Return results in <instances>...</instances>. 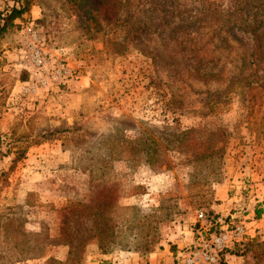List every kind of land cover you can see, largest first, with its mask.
I'll return each instance as SVG.
<instances>
[{
  "label": "rangeland",
  "instance_id": "374dc122",
  "mask_svg": "<svg viewBox=\"0 0 264 264\" xmlns=\"http://www.w3.org/2000/svg\"><path fill=\"white\" fill-rule=\"evenodd\" d=\"M28 1V12L0 36V135L11 134L9 145H0V175L9 173L16 152L28 145L19 163L32 162L38 168L16 167L0 194V264H25L27 257L53 254L62 228L72 236L77 228H92L82 209L97 205V197L111 218L106 224H116L120 242L104 253L97 241L89 240L81 259L67 264H150V253L176 252L172 240L185 238V228H192L195 239L175 262L183 264L207 228L198 212L217 202L218 185L233 180L243 183L241 194L250 186L258 193L260 201L251 202L244 213H253L249 221L256 223L247 227L235 209L226 216L217 214L219 221L225 226L234 217L261 246L254 256L230 244L221 264H264V37L263 51L253 57L250 69L254 47L246 30L225 37L228 26L238 21L233 0H113L112 8L127 22L103 26L84 20L83 10L77 15L67 0ZM13 4L0 0V11ZM135 21L146 25L141 38L133 30ZM29 28L51 53L64 48L79 77L60 88L25 94L30 74L21 57ZM241 72L255 74L247 79L259 90L253 106L246 99L247 86L245 91L236 85L225 92L227 73ZM79 81L84 89L73 97ZM164 129L176 134L192 130L197 140L206 141L207 150L223 156L199 167L191 153L172 151L161 167L150 169L137 153L136 166H131L125 156L136 147L128 141L161 134L164 140ZM49 133L54 134L49 142L33 144ZM24 175L38 179L28 197L35 208L30 217L40 221L36 230L26 225L30 210L18 202L16 179L26 181ZM256 209L262 211L260 218ZM64 216L67 226L62 227Z\"/></svg>",
  "mask_w": 264,
  "mask_h": 264
},
{
  "label": "trees",
  "instance_id": "16d2710c",
  "mask_svg": "<svg viewBox=\"0 0 264 264\" xmlns=\"http://www.w3.org/2000/svg\"><path fill=\"white\" fill-rule=\"evenodd\" d=\"M235 1L236 0L230 2L233 7H239V13L238 11L236 12L235 18H238L237 23H241V25L236 26L237 23L229 25L225 33V37H236L235 32L239 31V29L241 28H243L244 31L246 30L245 34L248 35L246 39L254 47V50L250 53L249 56V58H251L249 61V68L252 69L255 65L253 57H259L258 55L261 54V51L259 53L260 49H262L263 51L261 43L263 40L262 37H264V32L261 33L260 31L264 29H261L262 25L264 24V15H258L264 11V0ZM67 2L71 4V7L74 9L77 15L83 10L82 17L87 22L92 20L94 23L101 26H103L104 24H111L113 21L116 23V25H121L123 23L125 24V22H127V17L122 18V15L119 13L120 11L117 8H112L113 0H67ZM155 2L160 3L161 1L155 0ZM29 7L30 2L28 0H14L13 6L9 8L7 7L0 11V36L3 35L11 27L16 26L15 21L17 19H21L23 15L28 12ZM133 23L134 26L132 25V27L136 34V37L141 38L143 31L146 29V25H142L141 22L138 21H135ZM239 42H242V40H239ZM24 71L29 75V72L26 69H24ZM250 76H255V74L246 75L241 72L236 75H229V73H227L225 79L226 81H228V85L225 89V92H232V89L236 85L238 87L241 86L240 88H243L245 91V88L247 86V91H245L247 92L246 99L249 101L250 105L253 106L257 103L260 97L258 96V88L253 85L254 81L247 80ZM218 133L219 136L222 135L220 131ZM163 134L166 135V137H164V140H162V134L160 135V137L148 135L141 139L129 140V145L136 147V149L133 150L132 153H130L128 156H125L126 160L130 161L131 166H136L135 162H137V160L134 158V155H137V153H141L143 155V163L150 166V169H152L153 167H161L166 162V153L172 151L191 153V155H193V157L195 158V164L198 163L199 167H201L200 162L203 163L204 161H206L207 163L208 160H213L215 158L214 156H218L220 158L223 156L222 152L220 151L213 153L212 151L210 152L209 150H207L206 141L197 140L196 137H194L192 130H189L182 134H176L164 129ZM10 137L11 134L9 135L8 133L5 135H0V145H9L7 139H9ZM53 137V133L42 135L40 139H35L33 144L39 145L44 142H49ZM29 149L30 145L16 152V155L12 158L11 165L8 169L10 174L15 170L18 163L25 158V155ZM114 152L116 154H119V151L117 149ZM194 168H197V166L194 165ZM9 173H2L0 175V178L2 180V184L0 183V194L2 193L3 188L7 187L8 185ZM97 201V205H95L93 208L90 209L88 208L89 206H84L82 209V211H86L88 213L84 218L91 222V224L93 225L92 228H77L75 229V233L73 236L71 234V231L62 228V236L59 238L60 241L56 242V245L69 246L67 260L62 262L55 259L54 257H49L45 260L44 264H67L69 261H76L77 263V260L81 259L85 251L86 243H88L89 240L97 241L100 250L104 253L109 252L111 249L114 250L117 242H120V239H118L120 238V235H118L117 229L115 228L116 224H106V221L108 219L111 220V218H108L105 212H103L104 207H106L103 200L97 197ZM97 206L101 208V211L95 210ZM71 210L72 209H69L68 211L71 212ZM261 212V210L256 209L255 217L260 218ZM204 213L206 215L205 225L208 226L209 231L211 233L220 232L223 225V223L219 221L220 216H218L212 208L207 211L204 210ZM65 217L66 216H64V219H62V227L63 225L67 226V219H65ZM233 245H237L239 247L243 246L242 254H249L250 252L255 256L257 249H259V247L261 246V243L257 238L250 239L249 237H247L242 241L241 244L237 243ZM228 249H225L224 253L229 252L227 251ZM33 258L34 256H31V258L27 257L26 259ZM222 262L223 259H221L219 264H221Z\"/></svg>",
  "mask_w": 264,
  "mask_h": 264
},
{
  "label": "built area",
  "instance_id": "2783aa9c",
  "mask_svg": "<svg viewBox=\"0 0 264 264\" xmlns=\"http://www.w3.org/2000/svg\"><path fill=\"white\" fill-rule=\"evenodd\" d=\"M22 47L21 63L29 74V80L23 85L25 94L35 93L41 89L60 88L69 81L78 78L79 73L66 58L67 52L59 48L51 53L43 46L40 36L33 28L27 30ZM199 221H206V215L199 211ZM222 225L221 231L211 233L207 226L200 233L199 241L194 244L183 259V264H219L222 252L230 245L241 243L247 237L246 228L235 221Z\"/></svg>",
  "mask_w": 264,
  "mask_h": 264
},
{
  "label": "crops",
  "instance_id": "0c3cea01",
  "mask_svg": "<svg viewBox=\"0 0 264 264\" xmlns=\"http://www.w3.org/2000/svg\"><path fill=\"white\" fill-rule=\"evenodd\" d=\"M81 82L79 81V84L76 83V87L73 89V97L79 96V94L82 92L84 87L80 86ZM42 147V146H41ZM43 149L39 148L36 149V152H41ZM36 168H38V165H34L32 162L24 161L18 164L16 171H33ZM40 168V167H39ZM19 173V172H18ZM255 176V173L253 174ZM36 175H34L35 178ZM24 180L19 182V179H16V183L19 184V199L18 202H20L24 209L26 211L30 210V213H26L25 216L27 217V226L30 230H36L37 228L35 225H39L40 221H35L30 217L31 211L35 208L32 207L28 202L29 194L36 190V181L38 179H29L26 178V176H23ZM252 180H254L252 178ZM236 180L231 181V183H225L218 185L217 191L215 194V200L217 201L214 205L211 206L213 210H215L216 214H220V216H226L230 210L235 209L236 213H238L240 216L243 217L244 223H246V226H253L256 222L249 221V218L253 215V213H245V208L249 210L253 201L259 202L256 199L259 198V195L257 192H255L252 187L250 186L251 190L245 194H241L240 188L241 184H243L240 181H237V184L235 182ZM244 215V216H243ZM40 226V225H39ZM186 229L184 233L186 234V237L184 238L182 235L180 238L173 239L172 244L176 246V252H171L168 249L164 250V252H154L149 254V261L150 264H175L177 260V255L179 252H181L183 249L187 248L195 239V233L193 229ZM37 230H40L39 227ZM178 237V236H177ZM53 254L44 257V258H33V259H25L22 260L23 263H34V262H42V264L45 262V260L49 257H54L57 260L60 261H66L68 258V248L63 245H58L57 247L53 248ZM65 251V253H63ZM227 257V256H226ZM21 262L18 261L16 264H20Z\"/></svg>",
  "mask_w": 264,
  "mask_h": 264
}]
</instances>
